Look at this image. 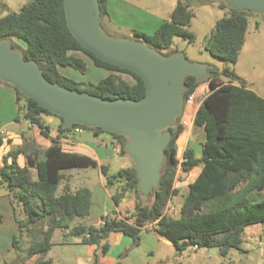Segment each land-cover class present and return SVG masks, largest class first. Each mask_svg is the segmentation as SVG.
<instances>
[{"label": "trees", "instance_id": "16d2710c", "mask_svg": "<svg viewBox=\"0 0 264 264\" xmlns=\"http://www.w3.org/2000/svg\"><path fill=\"white\" fill-rule=\"evenodd\" d=\"M221 2L228 12L216 21L206 38L205 48L227 63H236L245 43L249 13ZM99 6L103 26L102 18H109L108 0H99ZM194 16L190 0H177L168 20L152 34L136 30V39L161 52L166 49L164 54H173L176 36L190 43L196 40L190 30ZM0 40H9L14 49L23 52L25 60L36 61L43 74L61 86L112 99L140 100L146 94L145 82L139 74L102 61L74 37L68 27L64 0H33L18 12H8L0 17ZM17 40H22L24 45ZM84 56L95 66L108 71L97 83L79 82L62 72L63 68L71 67L86 73L88 62ZM209 73L204 81L188 75L183 93L184 104L193 93L203 95L193 122L205 132L202 154L197 157L194 149L187 147L184 160L179 162L177 144L185 125L177 119L174 126L166 129L171 133V139L165 147L159 186L149 203L143 201L138 190L135 164L124 149L126 136L82 124L64 127L62 116L39 105L12 83L0 80L14 88L19 110L20 102L25 101L24 118L37 125L44 135H49V126L43 123L44 116L54 115L61 121L58 135L52 139L41 160L28 155L27 165L21 166L17 160L21 153L19 149L9 152L0 168V183L5 184L12 200L16 199L22 205L26 215L25 220L19 221V232L26 231L30 238L27 258H33L35 264H53L46 256L60 229H68L69 234L82 237V242L89 245L99 246L105 242L102 244L105 252L111 233H124L139 244L141 232L149 224L157 234L169 240L179 254L195 245L218 248L222 257H227L232 249L243 250L246 227L264 221V97L249 88L245 81L236 82L226 71L211 67ZM74 129L111 135L120 143L121 154L131 159L132 166L114 173L100 165L108 188H114L112 198L117 206L127 192L135 193L137 200L131 213L119 217L113 211L104 215L98 226L72 225L75 217L90 215L92 191L88 187L72 190L68 185L60 191L66 178L62 171L99 166L97 160L88 155L62 148L60 139ZM199 166L201 171L188 184L178 216L168 215L165 212L168 204L179 194L175 186L179 169L188 173ZM31 168H36L37 179L32 177ZM20 243L19 235H15L16 251L22 250ZM97 259L98 255L95 264Z\"/></svg>", "mask_w": 264, "mask_h": 264}, {"label": "water", "instance_id": "95a60500", "mask_svg": "<svg viewBox=\"0 0 264 264\" xmlns=\"http://www.w3.org/2000/svg\"><path fill=\"white\" fill-rule=\"evenodd\" d=\"M196 1V0H191ZM238 11L264 13V0H222ZM68 27L102 61L139 74L146 85L140 100L112 99L50 81L38 63L25 60L9 40H0V80L64 118L63 126L101 127L127 137L124 149L135 164L138 190L158 188L171 139L168 127L183 112L185 78L209 76L207 66L191 63L183 52L164 54L147 42L109 35L100 22L99 0H64Z\"/></svg>", "mask_w": 264, "mask_h": 264}, {"label": "rangeland", "instance_id": "374dc122", "mask_svg": "<svg viewBox=\"0 0 264 264\" xmlns=\"http://www.w3.org/2000/svg\"><path fill=\"white\" fill-rule=\"evenodd\" d=\"M221 1L222 0L191 1L195 16L192 19L190 30L196 35V40L190 43L188 40L176 36L172 48L175 50V53L183 52L191 63L206 65L207 73H209V68L211 67L219 68L221 71L228 72V76H231L236 82L245 81L249 87L256 89L264 95V13L247 11V13H249V24L244 46L236 63H227L223 59L211 54L205 48L206 38L211 34L216 21L224 17L228 12V8ZM110 2L113 7L116 8V10L113 9L112 15L114 23H112L111 19L110 23L107 17L102 18L105 31L113 37L136 39V30L152 34L163 21L168 20L177 0H110ZM22 4L18 1L10 0L7 6H2L0 17L8 12H18L22 8ZM111 4L110 6H112ZM18 43L24 45L22 40H18ZM164 52L166 53L167 50L164 49L163 53ZM84 58L88 62V71L86 73H81L71 67L63 68L62 72L79 82L91 81L93 83H97L100 78L108 73V71L95 66L89 57L84 56ZM208 77L209 76H203L200 81H204ZM223 80L227 79L223 77ZM195 94L196 98L192 103L189 101L184 104L183 112L177 117V119L182 121L187 127L190 126L187 115L193 112V106H196L203 98L200 92H196ZM20 106L19 115L23 118L25 113L24 100L20 102ZM49 116L51 117L50 120L56 118L54 115ZM196 129L195 127V130ZM199 138V132L194 133V140L192 139L194 145ZM187 140V134L180 136L178 140L180 154ZM15 142L16 145L14 146L17 147L20 138H16ZM119 159V162L113 164L111 168L112 172H117L121 168L133 165L131 159L127 158V156L124 158L119 157ZM62 173L64 177H66L69 172L68 170H63ZM93 178L92 176L91 181L86 183L92 188L100 182L98 177H96L95 182L92 183ZM78 182L79 180H77V177H73L71 185L74 186ZM104 182L107 186L106 180ZM175 186L179 189V194L173 197L166 208V213L170 216H176V212L180 209V203L185 196L184 194H186V190H188L184 172L180 169L178 171ZM0 190L8 192L6 186L1 184ZM61 190L62 189H60V191ZM112 191H114V188L111 190V193ZM140 195L145 203H149L153 199L154 188L147 193L140 192ZM125 199L124 206L127 215L132 212L137 199L133 191L127 192L125 194ZM15 201L17 200L15 199ZM15 207L19 220H25L26 215L22 205L15 203ZM107 214H111V211H108ZM85 221H87V218L75 217L71 223L73 225L84 224ZM20 233L21 232L18 231L17 235L20 237L21 243L19 246L22 250L16 251L15 249V251L10 252L6 256L5 261H1L0 264H35V260L33 258H27L26 255V249L29 246L30 238L26 231ZM243 237V250L232 249L227 257H222L216 252L212 254L213 251H216L214 247L202 248L198 251L189 249L182 252L183 254L180 259L181 263L177 262V264H264V221L249 224L245 229ZM77 240L78 237L69 234L68 229L58 230L53 237L54 246L47 254L46 258H51L53 264H94L96 255L103 254L102 247L99 249L98 245L77 243ZM91 251L95 252L93 259L90 254Z\"/></svg>", "mask_w": 264, "mask_h": 264}, {"label": "crops", "instance_id": "0c3cea01", "mask_svg": "<svg viewBox=\"0 0 264 264\" xmlns=\"http://www.w3.org/2000/svg\"><path fill=\"white\" fill-rule=\"evenodd\" d=\"M9 1L10 0H0V11L3 5H8ZM15 1H18L21 4L23 3L22 5H24L33 0ZM110 4L111 2L108 0V19L109 21L111 19L112 23H114L112 15L113 9L116 10V8H114L112 4V6H110ZM249 88L253 89L258 95L264 97L261 92H258L252 87ZM202 100L203 98L196 106H193V112L187 115L190 126H185V130L180 135L187 134L188 139L181 154L179 153L180 150L177 144V158L180 163L184 160V151L187 147L193 148L197 157H200L202 154V144L205 140V132L203 128L196 127L193 123L195 113ZM50 118L49 115L43 117L44 125L49 126V135L46 136L41 132L37 125L30 123L24 117H20L14 88L0 81V168L2 167L4 157L7 154L19 149L21 150V153L18 155L17 160L21 166L27 165L28 155H33L38 160H41L46 149L52 144V139L58 135V126L61 123L58 117L52 120H50ZM195 127L197 128L196 130ZM198 132L200 138L194 145L192 139L194 138V133ZM16 138H20L17 147L14 146L16 145ZM60 143L65 151L88 155L97 160L99 164L98 167L70 169L68 170V175L63 181V183L68 185L72 190L87 186L92 191L90 215L86 217L87 221H85L83 225H100L102 223V217L106 215L108 211H116L119 217L126 215L124 206L126 199L123 198L122 203L118 206L114 203L111 190L105 185V177L100 169V165H105L109 168V173H114L111 171L113 164L120 161L119 157H126L121 154L120 143H118V141L111 135L84 129H74L71 133L65 134L60 139ZM200 171L201 167L199 166L195 167L188 173H184V178L186 179L187 184L192 182ZM31 175L34 179H37L36 168H31ZM92 176L94 177L92 183L95 182L96 177H98V180L100 181L98 184L94 185L93 188L86 184L88 181H91ZM73 177H77V180H79L74 186L71 185ZM63 183L61 189L64 187ZM0 184L5 185L2 183ZM15 203L20 205L19 202L12 200L8 192L0 190V262H4L6 256L10 252L15 251L14 237L19 231L20 221L17 217ZM181 203L179 208L181 207ZM135 205L136 204H134L133 208ZM166 211L167 210H165V212ZM77 237V243L86 244L82 242V237ZM104 243L105 242H102L101 245L98 246L99 249ZM107 243L108 249L103 252L102 255H98L97 264H177V262L181 263L180 259L183 254L177 253L172 243L157 234L153 230V225L151 224L147 225L141 232L139 244H135L130 236L121 232L111 233L107 239ZM200 249L202 248L197 250L192 248V250L195 251ZM215 250L216 251H213L212 254H215V252L219 254L218 248ZM90 254L93 259L95 252L91 251Z\"/></svg>", "mask_w": 264, "mask_h": 264}, {"label": "built area", "instance_id": "2783aa9c", "mask_svg": "<svg viewBox=\"0 0 264 264\" xmlns=\"http://www.w3.org/2000/svg\"><path fill=\"white\" fill-rule=\"evenodd\" d=\"M195 95H196V94L193 93V94L190 96L189 101H193V100L196 98ZM185 124H186V123H185ZM176 213H177L176 216H178L179 211H177ZM172 216H174V215H172ZM151 225H152V224H151ZM193 248H194L195 250L199 249L198 245H195Z\"/></svg>", "mask_w": 264, "mask_h": 264}]
</instances>
